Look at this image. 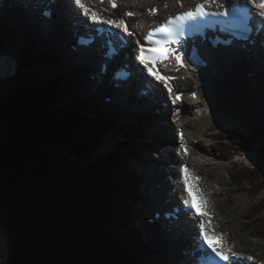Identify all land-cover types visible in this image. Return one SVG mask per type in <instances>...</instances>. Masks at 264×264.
Masks as SVG:
<instances>
[{
    "label": "trees",
    "instance_id": "obj_1",
    "mask_svg": "<svg viewBox=\"0 0 264 264\" xmlns=\"http://www.w3.org/2000/svg\"><path fill=\"white\" fill-rule=\"evenodd\" d=\"M30 78L32 90L21 97L19 92L14 105L0 112L8 128L0 138V197L9 193L17 205L0 216V264L48 261L42 217L59 236L57 248L73 264H148L139 247L143 239L130 221L137 175L122 159L133 143L123 142L117 151L98 157L113 118L97 113L96 104L78 91L76 76L62 73L40 81L42 72L35 69ZM221 134L218 142L226 156L249 153L255 146L234 129ZM259 154L264 158V148ZM236 176L240 187L249 185L241 187L243 192L264 191V166L238 168ZM263 213L264 196L252 206L248 224L262 239Z\"/></svg>",
    "mask_w": 264,
    "mask_h": 264
},
{
    "label": "bare ground",
    "instance_id": "obj_2",
    "mask_svg": "<svg viewBox=\"0 0 264 264\" xmlns=\"http://www.w3.org/2000/svg\"><path fill=\"white\" fill-rule=\"evenodd\" d=\"M228 1L230 0H216L214 4L224 6ZM234 1H242V0H234ZM122 5H127L129 8L125 12V16H127L128 12H136L137 17L131 19L132 23V35H133V42L138 41L140 38V35L143 31H147L149 28L154 27L161 23L163 20H166L168 17L180 13L184 10L190 9L194 7L195 4L204 3L205 0H121ZM87 7L90 9L89 16H85L83 14V10L80 8V14L79 17L81 20L85 22H90V20L93 22V20L90 18L92 14L97 12V2L96 0H86ZM148 4H154L152 7L150 5L145 6ZM73 6H76L74 0H63L58 5L57 9V24L58 27L54 28H46L41 23L36 24L34 28L40 33V35L47 37L51 44L53 43L58 48V52L62 49V47L65 46V55L67 57L61 55L58 57L57 62H52V64H55L58 66V68L61 69H69L67 66H75L80 65V63L76 60L77 59V52H75L73 49L70 48V44L75 41V33L82 31L83 28L76 27L72 22L70 21L67 24V27L64 30L60 29L62 19L65 18L64 14L67 11V8H71ZM167 5V6H165ZM160 8V13L158 15H155L154 13L150 12V9H156ZM70 10V9H69ZM119 10V9H118ZM2 18L1 12H0V19ZM56 19V16H55ZM54 19V21H55ZM8 20V19H7ZM39 20L43 23L44 21H47L43 18V16L39 17ZM104 21H113L108 18H106ZM37 22V21H34ZM56 22V21H55ZM6 26L9 25L8 29L9 32L15 31H25L23 22L21 19H14L13 22H4ZM94 23V22H93ZM98 23V22H96ZM104 24H108L105 23ZM260 27H262L260 25ZM263 30V29H262ZM24 37H28L26 33L20 32ZM16 38H18V34L13 33ZM257 37L261 36L260 38L264 40V32L262 34L258 33L256 34ZM10 49V48H9ZM238 49V47H236ZM13 50V49H12ZM11 52V51H10ZM14 52V51H13ZM22 52V51H21ZM12 53V52H11ZM15 53V52H14ZM12 53V54H14ZM202 56L205 57L206 60H208V56L205 49L201 50ZM221 55V71L227 72L232 74L234 77H237L238 79H241L248 83L250 93L252 98L250 97L248 100L244 99L239 94H233L230 93L227 88L220 89L218 85V79H215V83L213 85V88L211 90L208 89H201L200 87V81H201V75L200 79L198 81H192L188 79V77L182 73L179 72V78L176 84L181 88V90L186 91V87H191L189 91H186L184 95H186L185 99L183 100V104H180L177 102L174 97L175 95L172 93H169L168 87H166L162 83L161 85H158V93L160 94L162 101L160 99H154L150 100L145 96H138V94L130 90V92L125 91V94H123L122 91L119 89L113 87L106 90V92H111L113 95H115L118 99L115 102V105L118 107L120 106L121 111L125 112L121 119L119 126L126 125V127H130L131 129L136 130L137 127V119L142 120L141 124V130L137 132L138 135L142 136V138L151 139L155 143L159 142L160 144L164 145L165 153L164 159L166 161H170L169 165L161 164L160 167H164V170H161L160 172L157 171L154 167L155 165L152 163H156V161L150 162V160L147 157H151L150 155H141L143 159L146 161L147 164H143L141 168L148 167L149 165L152 166V171L147 173V176L149 177L148 180L151 182L156 180L157 178L162 180V184H160L161 188L159 189V185H150L149 188L153 187L152 189H148L147 193L152 192L151 194L156 195L164 192V188L172 187L174 190L172 192H176V196L179 199L180 196L184 195V189L183 187H179V183H181V177H182V169L184 166H190L196 172L197 174L203 175V177L206 178L208 176V173L205 168L208 167L212 160L210 158H206L204 156H196L195 153L194 157H186L180 153L178 143H188L189 145H192V148L194 149V140H199V144L197 146L198 149L204 148L205 145L211 144L212 137H213V126L217 123H226L228 126H235L239 127L240 129H245L246 125L249 123H260L264 121V102L261 100V95H264V41L260 44H258L257 49L254 50L252 55H247L246 53H242L241 51L236 50L233 52H230V50L227 49V52L219 51ZM16 55V53L14 54ZM24 55V54H23ZM76 56V58H75ZM18 62L20 65L21 56L17 54ZM99 59V58H98ZM41 61V60H40ZM3 63H6V58H4ZM97 64V62H96ZM62 65L66 66L64 68ZM165 65H168V63H165ZM27 66L25 65V68ZM77 68L73 67L70 70H76ZM55 68L51 67V71L53 72ZM101 68L99 69V73H101ZM246 73H252L253 76H249ZM54 74V73H53ZM172 75H177L176 72H170ZM202 74V72H201ZM207 75H209L207 72L203 75V79L205 80ZM28 78V76H27ZM215 78V77H214ZM29 79H31L29 77ZM90 82L92 80H89ZM6 89H10V87H6ZM84 90V89H83ZM198 90L201 93V98L199 100H194L189 97V93H192L193 91ZM86 94L89 92V89H85L84 91ZM104 92V91H101ZM120 95H124V100H120ZM207 98L208 102L205 103L202 101V99ZM128 100V102H125V100ZM175 101V102H174ZM162 105L167 110L165 116L167 117V120H163V114L158 112L157 110H160L162 113L163 111L156 107L157 103L158 106ZM125 108V109H123ZM157 108V110H156ZM192 108H196V110L191 111ZM165 111V110H164ZM188 111V112H187ZM159 117H152L153 115H159ZM173 113V116L170 115ZM169 115V116H168ZM171 116V117H170ZM147 117V118H146ZM134 120L136 122H134ZM118 122V121H117ZM162 125V126H161ZM224 125V124H223ZM117 126V125H116ZM248 126V125H247ZM125 127V128H126ZM169 130V132H172L174 134V138L168 137V134L166 132ZM150 140V141H151ZM206 148V147H205ZM255 152L254 150H252ZM217 151L214 149L210 151L209 154L213 156L217 155ZM248 154V155H246ZM244 156L237 158L235 160L236 162H241L242 160H247L248 162H254L253 156L255 153H246ZM242 155V154H240ZM162 157V156H161ZM213 159V158H212ZM228 159L220 162H213L212 165H221L220 167H224L225 170L227 167L232 166L231 164L228 165ZM163 163V162H162ZM230 163V162H229ZM227 166V167H226ZM150 168V167H149ZM230 169V168H229ZM167 173H170L171 177H167ZM169 175V174H168ZM160 176V177H159ZM156 178V179H155ZM224 178L222 175L216 176L214 182H219V179ZM207 179H211L208 178ZM154 183V182H153ZM207 184V183H206ZM163 188V189H162ZM237 190V188H236ZM180 195V196H178ZM230 197V195H228ZM204 217H191V220L193 224L197 227H200L201 222H203ZM182 231L186 233L187 237L192 240V243H195V239L197 238L196 232L193 228H185L181 227ZM157 234V236H156ZM226 235L229 237L230 234L226 233ZM149 236L153 237V241L155 239L160 242H168L165 239H169L171 237L170 234L166 232V230L163 227H159V231L157 233H150ZM165 237V238H163ZM176 237L178 238V235L176 234ZM184 241L183 245L179 246L173 244V249L171 250V253H167V262L166 264H180L178 259H174L175 255H182L184 248L188 244L186 242V239L183 238ZM158 241V242H159ZM157 243V242H156ZM156 245V244H155ZM171 247V246H170ZM168 249V248H167ZM181 258V257H180Z\"/></svg>",
    "mask_w": 264,
    "mask_h": 264
},
{
    "label": "rangeland",
    "instance_id": "obj_3",
    "mask_svg": "<svg viewBox=\"0 0 264 264\" xmlns=\"http://www.w3.org/2000/svg\"><path fill=\"white\" fill-rule=\"evenodd\" d=\"M148 5H150L152 7L154 4H152V3L148 4L147 3V5H145V6H148ZM126 8H127L126 6H123L119 10V12L124 14ZM20 32L25 33V31H15V30L10 33L9 29L7 27H5L3 24L0 25V48H6V49L10 48L9 50L12 53H14V52L16 53V55H15L16 57H17V54H19V56H21L19 67H20V70L22 71V74L24 72H27V74H29L28 77L29 76L31 77L33 74V70L38 69V70L42 71V78L40 81H44V80H48V79H50L56 75L60 76L62 74V72H66L63 69L61 70L60 68H58V66H56L55 64H52V61L47 62L48 58H45L44 54H42L40 52L41 48L37 45V42L35 44L32 43L33 38H31V37L25 38L24 35H22V33H20ZM13 33L18 34V38H16V36ZM29 43H32L33 45H30ZM53 47H56V45L54 43H53ZM56 49L58 50L57 47H56ZM61 55L67 57V55H65V46L62 47V49L59 51V56H61ZM17 59H19V58L17 57ZM25 65L27 66L26 68H25ZM62 66L64 68H66V66H64V65H62ZM75 66H78V65H75ZM51 67L55 68V70L53 72H50ZM73 67H74L73 65H72V67H69V70ZM73 72L74 71H69L68 73H73ZM25 76L26 75H24V77ZM224 78H225V75L222 76V79H224ZM222 79H220V80H222ZM36 80H37V78L35 79V82H36ZM212 80H214V79H212ZM79 83H80V86L82 87V79L79 80ZM205 83L203 82V85H202L203 88L206 85L207 86L210 85L209 82L208 83L205 82ZM32 88L33 87L30 85V81L23 78V80L21 82H18L16 84L12 85V87H10V89L3 90L2 91L3 101L1 102V105H0V111L1 110L3 111L5 109H9L10 107H12L14 105L15 101L17 100V98H19V92H20V97H21V96H23V93L28 92L29 90H32ZM219 88L222 89L224 87L219 86ZM249 95L252 98L250 93H249ZM71 99H72L71 96L69 97V99H68V97L66 98L67 102L70 101ZM102 100H103V98L101 97L99 99V101H101L102 107H104ZM261 100H263V102H264V95L263 94L261 95ZM203 102H205V103L208 102L207 98H204ZM156 107H158L161 110H163L165 108L163 105L158 106V103H157ZM156 110H157V108H156ZM263 110H264V108H263ZM157 111L160 112L161 114H163L160 110H157ZM160 113H159V115H157V116L153 115L152 117H159V116H161ZM170 115L173 116V113ZM135 119H137V122L135 120H134V122H136V124L138 126L137 127L138 129L136 130V134H137V132H139L141 130V124L143 121L142 120L139 121L138 118H135ZM114 121H115V124L112 126H109V128H111V129H109L108 135L105 136L104 143L100 146V148L97 152L98 157L105 155L106 153H112L113 148H115L117 145V142H119L120 140H122L124 138L122 136V132L125 129L126 125L119 127V123H120L119 119L118 120L114 119ZM0 123L5 125V127H6V130L2 131V132H6V134L4 136V137H6L8 134L7 125L5 122H3L1 120H0ZM247 125H246V128L242 130L239 127L228 126V125H226V123H217L216 125L213 126V137H212L211 144L206 145V148L205 147L200 148V149L197 148L195 153L197 154L196 155L197 157L198 156H204V157L210 158L212 160V163L208 167H206L204 170L205 173L207 171L208 176H206V178L204 177L205 183H207V184H205L203 187H204V189H206V192L209 196L210 204L213 207V210L217 213L218 225L221 226V227H218L217 230L226 231V232L228 231L230 233V235L232 236L233 240L239 245L240 249H242L244 251H250L253 253H257L258 255L264 257V241L254 237L252 235V232H251L252 228H250L248 226L249 222L251 221V218L249 217L250 210H251L252 206L255 203H257L264 196V191L260 195H250L247 192H243L241 187H247L248 188L249 185H243L240 187V184L237 182V178H236L237 177L236 176V169L238 170V168H253V167L260 168V167L264 166V158H263V156H261L259 154V149L264 148V121L257 123V124L249 123ZM126 128L131 129L129 126ZM227 128H232V129H234L240 133H243V134H245V135H247L253 139L255 146L252 150H254L255 152H253V151H250V152L255 153V155L253 156V159H252L254 162L250 163L247 160H242L241 162L238 163L235 160H237V158H239V157L244 156V155H239V156L233 157L232 159H228V161H227L228 165L231 164L232 166H229V167L226 166L227 167L226 170L224 167L223 168L220 167L221 165H219V164L212 165L213 162H220V161L227 160L226 154H225V157L222 154L228 153V152L227 151L221 152L220 144L217 140V137L222 135L219 132L220 129H227ZM167 129L168 128H166V132L168 131L167 132L168 137L174 138V134H172V132H169V130H167ZM138 136L142 140L137 142L138 146L135 149L136 159H140V154L141 155L146 154V155H152L150 160H158L159 161L158 166L166 163L162 159L163 154L165 153V149L162 146V143L161 144L159 142L155 143L151 139H150L151 142L149 143V141L146 138H142V136H140V135H138ZM195 143H198V140H196ZM156 144L158 146H156ZM213 149L215 151H217L216 152L217 155L211 157L212 155L209 153ZM246 155H248V154H246ZM134 158H135V155H134ZM122 159H126V154L122 155ZM133 164L135 166V172H137V170L139 171L140 165H138L136 163H133ZM151 167L152 166H150V165L148 167H146V166L144 168L142 167L141 171L146 173V175H147L148 172L150 173L152 171ZM219 175H222V177H224V178L219 179V182L218 181L214 182L216 180L215 177L219 176ZM168 177H171V175L169 174ZM207 177L211 178V179L208 180ZM148 178L149 177L147 176V180H148ZM147 182H148L147 187L141 185L140 183L138 184L139 191H140V192H138V195L141 196V198L144 200V202H147V199L141 194H146L148 189L153 188V187L149 188L150 185H154V183H153L154 181L152 182V184L149 180ZM236 188H237V190H236ZM6 194H7V198L2 199V197H0V216L8 214L9 212H13L15 210V208L17 207V205L14 203L13 198H11L9 193H6ZM228 195H230V197ZM132 209H133L132 212H135L134 217L139 218V216L141 215L140 211H142V207L137 206L135 204V205H132ZM263 215H264V213H263ZM220 217H221V220H220ZM42 221H43V224H42L41 230H42L43 240L46 244H48L49 249H48L47 256L49 255L50 257H49L48 261H46V262H44L45 259H43V260L39 259L36 261V264H40L43 262H44V264L45 263L46 264H60L62 262H64L65 264H73L70 256L68 254H65L61 249L57 248V244H60L59 236H58L57 232L53 229V227L49 224V222L46 219H44L43 217H42ZM131 227L132 228L136 227L135 222L132 224ZM163 238H165V237H163ZM151 239L153 241V237H151ZM239 239H241L240 242H239ZM158 241L155 239V241H153V244L154 245L157 244L156 242H158ZM160 247L161 246L158 244L157 249H159V252H160ZM169 249H172V247H168V249L164 248L162 250L161 255H153V254H150V253L145 252L143 250L141 255L145 258V260L148 264H166L169 262H166L164 257H165L166 252ZM123 255H124V257H127L126 256L127 254H123ZM166 258H167V256H166Z\"/></svg>",
    "mask_w": 264,
    "mask_h": 264
},
{
    "label": "snow or ice",
    "instance_id": "obj_4",
    "mask_svg": "<svg viewBox=\"0 0 264 264\" xmlns=\"http://www.w3.org/2000/svg\"><path fill=\"white\" fill-rule=\"evenodd\" d=\"M74 2L78 8H81L83 10V14L85 16H89L90 9L87 6H85L83 3H81V0H74ZM109 2L112 3L113 8H115L117 6L115 4L114 0H109ZM215 2H216V0H205L204 3L197 4L195 6V10L187 11V12H184L182 14H178L174 18L170 17L163 25H161L158 28L153 29L152 32L148 33L146 38L151 43L155 44L156 47H147L146 48L144 45H140L139 55H138L137 59H139L141 61V63H143L145 65V68H147L150 75H155V78L158 80L164 79L163 77L158 75L159 69H157V74H154L152 72V69L148 68V64L151 63L153 66H155L157 61L163 60V59H169L173 56H174L177 64H179L181 67L184 66V64H183V57L185 55L184 48L181 47L180 49H173V48L167 47L166 45L169 42L180 43V41L174 39V37L179 32L180 26L183 25L184 22H186V21L194 20L197 16L209 15L210 13L205 11V3H215ZM247 3L255 6L257 9L264 10V0H261V2L259 4L257 3V0H247ZM165 6H167V5H165ZM155 11H156L155 9H150V12H152V13H155ZM215 14L216 13H211V15H215ZM221 14L224 16L228 15L227 11H225L224 13H221ZM260 14L264 15V12H261ZM127 15L132 16V15H134V13L129 12V13H127ZM90 18L93 20V22H105V23H109V24L116 23L114 21H101L100 18L96 14H92ZM116 26L117 27L123 26V30L125 32L128 31L127 26L124 25L123 20H121ZM173 26H175V27H173ZM156 33H160L161 35H163L165 37V39L164 40H153V36ZM180 34H182V32ZM168 79H174V78L169 77ZM166 86H167V83H166ZM168 91H169V93H172L173 89L171 87H169ZM177 98H179V97H177ZM182 172L185 175V180H184L185 189H186V191H188V197H189V199L186 200L185 203L189 204L192 208H196L195 203H193V201H192V193L187 188V184H188L187 169L186 168L182 169ZM204 228H205L204 223L201 222V224H200L201 237L208 244V247L211 248V250L215 253V255L218 256L220 259L228 260L229 257L224 252L218 250V248L216 246H214L209 241L208 236L205 234ZM233 255H235V254L233 253Z\"/></svg>",
    "mask_w": 264,
    "mask_h": 264
},
{
    "label": "water",
    "instance_id": "obj_5",
    "mask_svg": "<svg viewBox=\"0 0 264 264\" xmlns=\"http://www.w3.org/2000/svg\"><path fill=\"white\" fill-rule=\"evenodd\" d=\"M17 81H18V77L12 79V80L9 82V84H10L9 87H12V85H14V84L17 83ZM3 90H6V87H4V84H2V83L0 82V91H1V94H2V100H1V102L3 101V93H2ZM0 105H1V104H0ZM5 110H6V109H5ZM0 112H4V110H3V111L1 110ZM1 121L5 122L4 120H1ZM0 125H1V129L6 130L5 125H3L2 123H0ZM6 125H7V124H6ZM7 129H8V128H7ZM3 138H4V137H3Z\"/></svg>",
    "mask_w": 264,
    "mask_h": 264
}]
</instances>
